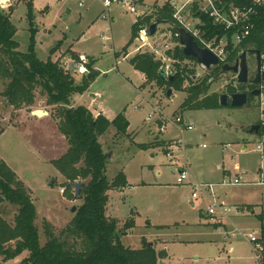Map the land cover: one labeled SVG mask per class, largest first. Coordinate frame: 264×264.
I'll use <instances>...</instances> for the list:
<instances>
[{
	"label": "rangeland",
	"instance_id": "obj_1",
	"mask_svg": "<svg viewBox=\"0 0 264 264\" xmlns=\"http://www.w3.org/2000/svg\"><path fill=\"white\" fill-rule=\"evenodd\" d=\"M138 1L137 13L147 15L167 2ZM29 2L33 12L31 27L27 13ZM9 7H14L11 22L16 31L14 40L21 53L27 52L31 43L38 60L56 58L75 85H82L89 76L88 71L85 74L77 71L78 56L85 55L87 69L93 64L95 77L92 83L82 94L72 96L71 104L83 105L109 121L118 114L125 117L126 132L130 136L115 134L112 127L100 136L99 143L107 155V180L123 173L130 186L120 193H112L106 210L107 217L126 216L132 208L137 213L135 228L126 240L129 246L138 245L142 236H151L166 242L163 245L167 254L164 264H251L247 244L229 236L235 228L230 218L239 222L240 228L255 231L260 219L235 218L229 214L227 220L216 215L215 220L220 221L215 226L216 222L206 214V208L211 204L208 198L202 194L193 200L191 187L186 183L178 185L176 179L177 168L185 163L191 179L214 185L217 202L223 200L229 207L245 200L264 204V186L251 184L257 181L259 164L258 155L252 152L256 135L249 131L259 118L255 99L240 107L183 112L182 117L193 128L183 132V151L170 148V144L181 136L166 121L160 132L162 116L172 119L179 114V107L186 97L184 92L173 90L167 98V91L163 89L157 91L149 86L140 89L143 84L141 74L129 63V59L140 53V44L136 37L132 38L131 28L137 15L115 4L108 9V20H104L98 0H83V7H78L75 0H9L4 12ZM31 35H34L33 41H30ZM155 43L161 46L160 50L163 46H175L170 25L157 24V33L149 38V44ZM127 45L128 55L124 58L119 54ZM247 60L252 66L253 62ZM69 64L72 65L70 71ZM184 65L192 66L187 61L182 63ZM205 74L200 66L196 67V79ZM228 86L238 88L239 85L231 73L219 72L211 81L209 93L227 94ZM3 90L4 84L0 80V134L3 133L0 161L16 172L28 191L37 212L35 225L39 243L44 245L45 226L49 225L54 233L60 232L72 219L71 209H77L81 203L79 197H74V189H65L66 179L52 165V161L65 154L67 140L58 132L56 119L50 116L55 108L45 106L39 91L35 92L33 105L17 107L2 97ZM154 107L161 110L162 116L154 112ZM41 110L48 116L30 117L31 113ZM225 145L229 147L223 149ZM242 146L246 147L245 152L240 151ZM241 172L242 182L249 185H222ZM61 189H65V193H60ZM17 212L18 208L9 203L0 206V218L11 226ZM230 247L234 250L232 253ZM24 256L9 264L20 263Z\"/></svg>",
	"mask_w": 264,
	"mask_h": 264
},
{
	"label": "trees",
	"instance_id": "obj_2",
	"mask_svg": "<svg viewBox=\"0 0 264 264\" xmlns=\"http://www.w3.org/2000/svg\"><path fill=\"white\" fill-rule=\"evenodd\" d=\"M231 1L236 6H248L250 0ZM27 6L31 27V2ZM13 8L9 7L7 12L0 11V80L4 84L1 95L10 105L31 106L36 102L35 92L39 91L45 106L55 108L56 111L51 116L56 119L58 132L66 138L68 148L60 159L52 161V165L66 179L65 189L71 188L70 184L78 180L81 182L78 196L81 203L68 225L60 232L54 233L49 225L45 226L46 240L41 245L35 225L37 212L32 199L15 172L0 161V206L9 203L18 208L13 226L0 218L2 263H8L25 254L18 264H158L154 243L141 239V248L132 250L120 241L135 226L133 218L125 220L120 227L116 219L106 216L108 193L125 188L126 179L120 173L112 181L107 180V155L102 150L99 138L112 127L115 134L126 135L128 123L125 117L118 114L109 121L100 114L93 115L82 105L72 107V96L85 92L95 77L93 64L88 65L89 76L83 80L84 83L75 85L70 74L58 61H52L50 57L46 61L38 60L31 43L29 50L21 53L14 40L16 31L11 22ZM199 18L206 39L226 38L228 63L233 62L239 51L260 50L264 44L262 11L251 16L254 27L249 37L234 50L231 43L234 31L225 32L212 26L211 20L206 16L199 15ZM151 22L166 23L171 27L175 46L167 50L166 55L176 62L173 64L176 78L173 82L163 80L159 76L161 62L150 52L138 53L129 59V63L143 76L144 83L140 89H147L149 86L155 87L157 91L171 89L173 92H184L186 98L179 107V114L190 110H217L220 107L219 94L209 93V88L211 80L216 78L220 69L196 79L198 64L193 59L184 57L182 47L174 37L178 27L167 3L155 8L154 13L145 15L142 20H136L131 27L132 38L136 37L139 25H149ZM33 37L31 35L30 41H33ZM119 55L124 58L128 55V45ZM185 61L192 64L191 68L182 66ZM235 92H242V87H227V94ZM247 209L251 212L250 208Z\"/></svg>",
	"mask_w": 264,
	"mask_h": 264
},
{
	"label": "built area",
	"instance_id": "obj_3",
	"mask_svg": "<svg viewBox=\"0 0 264 264\" xmlns=\"http://www.w3.org/2000/svg\"><path fill=\"white\" fill-rule=\"evenodd\" d=\"M1 1V0H0ZM73 1V0H68ZM77 1L78 7H83V0H75ZM102 7V19L108 20L109 14L108 9L112 5H119L121 8L126 11L137 15L136 20H142L146 13L138 14L136 7L138 0H98ZM169 5V8L172 10V19L177 24V27H183L194 39L195 43L202 47L208 49L219 61L217 68L220 69V66L224 63H228L227 58L229 56V51L227 50V40L225 37L216 39H206L204 31L202 30L203 24L200 21L199 15L206 16L211 20V24L214 27H219L223 29L225 32L234 31V34L231 38L232 49L237 48L242 41L249 37L251 30L254 25L251 22V16L257 14L258 11L264 12V0H250L248 6H236L234 2L231 0H167L165 2ZM164 3V4H165ZM9 4V0L4 4L0 3V11H4V9ZM162 7V6H161ZM160 8V7H159ZM155 22H151L153 24ZM139 25L138 31L136 34V40L140 44L139 52L146 53L150 52L153 54L156 60L161 62V67L159 71L165 70L164 74L168 76L169 74H176V71L173 67V64L176 62L171 60L167 55L166 51L171 49L168 46H163L162 50H160L161 46L156 43L151 45L149 44V38L154 37L157 33V28L155 33L150 36L149 35V26L151 25ZM157 27V25H156ZM173 37V34H172ZM174 37L178 39L177 33L174 34ZM232 50V51H233ZM252 50V49H247ZM259 50V49H258ZM243 50L237 53L240 54ZM260 55V69L261 72L264 71V44L262 48L259 50ZM236 55V56H237ZM235 56V57H236ZM233 59L231 65L234 64ZM249 59V58H248ZM76 69L80 74H85L88 69L85 67L86 65V57L85 55L78 56V62L75 64ZM216 68V69H217ZM236 76V75H235ZM233 75V77L235 78ZM236 80V78H235ZM237 82V80H236ZM239 85V84H238ZM233 88V87H232ZM235 89V88H234ZM254 89L259 91L258 95H254L255 104L258 109L259 118H258V133L256 135V144L254 146L253 153L255 152L259 157L258 164V177L255 183L260 186H264V84L261 82L256 84ZM154 112H157L162 116V112L157 107H154ZM150 114L148 115V119H150ZM164 121L170 123L180 134L181 138L173 141L170 144V148H179L182 149L184 147L183 141V132L185 130H192V125L185 121L181 114H175L172 119H169L167 116H162L161 120V129L160 132L163 131ZM260 132V133H259ZM204 147V145H202ZM229 147L228 145L223 146V149ZM243 172L237 174L232 181H224L222 185H229L238 187L240 185H249L250 183L242 182ZM176 183L178 185H186L191 187V198L196 200L199 198V195H204L208 198L211 203L206 208V214L209 216L210 220H214L218 223L221 218H225L229 220V214H233L237 216L240 213L239 208L229 207L224 202H217L214 198L213 193V184L208 183H197L193 181L190 177L189 172L187 171L186 165H182L181 168H177V179ZM60 193H64V189H61ZM216 215L220 218L215 220ZM258 216L260 219L259 228L255 231L252 229H242V228H234V231L229 235L234 239L243 240L249 249L250 261L251 264H264V204L260 205Z\"/></svg>",
	"mask_w": 264,
	"mask_h": 264
},
{
	"label": "water",
	"instance_id": "obj_4",
	"mask_svg": "<svg viewBox=\"0 0 264 264\" xmlns=\"http://www.w3.org/2000/svg\"><path fill=\"white\" fill-rule=\"evenodd\" d=\"M159 23H153L149 27V35L152 36L156 31V25ZM176 33L178 35V44L182 47V53L185 58L193 59L198 66L202 68L204 72L207 74H211L216 68L219 61L216 57L206 48H202L198 46L193 37L183 28H177ZM260 51L258 49L252 50H243L240 54L235 57L234 64L231 65L229 63H224L220 66V72L224 73H231L232 75H236L235 78L239 85L245 84H264V71L261 72L260 69V59H259ZM254 56L256 60V65L253 70H250V61L247 59L249 57ZM69 71L71 70V64H69ZM165 70L159 71V76L164 80H169L173 82L176 78V74H169L166 76L164 74ZM251 75V76H250ZM212 81V80H211ZM172 93L171 89H168L166 92V97L170 98ZM259 91L254 89L251 93V96L258 95ZM219 96V106H231V107H240L245 105L248 102V96L242 92H235L234 94H226L221 93ZM34 116L41 117L42 115H47L45 111H35L33 112ZM250 134L254 135L258 133V125L254 124V126H250L249 128ZM110 156H108L109 158ZM81 182L78 180L75 183L70 184V187L74 189V197L78 198ZM76 207L71 209L72 213H75ZM156 257H158L159 263L164 264L163 261L167 258L166 250L162 249L156 253Z\"/></svg>",
	"mask_w": 264,
	"mask_h": 264
},
{
	"label": "crops",
	"instance_id": "obj_5",
	"mask_svg": "<svg viewBox=\"0 0 264 264\" xmlns=\"http://www.w3.org/2000/svg\"><path fill=\"white\" fill-rule=\"evenodd\" d=\"M141 3V2H140ZM159 8V7H158ZM154 10V9H153ZM67 12H69V13H71L69 10H67ZM145 13V12H144ZM181 47V46H180ZM52 60V59H51ZM57 59L55 58L54 60H52V61H56ZM141 77H142V81H143V76L141 75ZM143 83H144V81H143ZM71 106L72 107H76L75 105H73V104H71ZM83 106V105H82ZM85 107V106H84ZM49 108H53V107H49ZM89 110V109H88ZM90 111V110H89ZM46 112V111H45ZM47 113V112H46ZM51 114H52V111L50 112V116H51ZM93 114V113H92ZM93 115H98L97 113L96 114H93ZM42 116H46V115H42ZM47 116H48V113H47ZM30 117H32V119H36V117L33 115V113H31L30 114ZM2 134L3 133H1L0 134V137L2 136ZM126 134V136H130L129 134H127V132L125 133ZM41 135V134H40ZM255 135V134H254ZM125 136V135H124ZM42 137V136H41ZM40 137V138H41ZM64 137V136H63ZM65 138V137H64ZM68 148V147H67ZM241 150V152H245L247 149H246V147L245 146H242L241 148H240ZM259 167V166H258ZM258 167H257V170H256V175H257V177H258ZM10 168V167H9ZM220 169V167H218V170ZM228 173V172H227ZM15 174H16V172H15ZM17 175V174H16ZM228 175H230L229 173H228ZM17 177H18V175H17ZM190 177H191V175H190ZM192 178V177H191ZM193 180V179H192ZM112 181V180H111ZM194 181V180H193ZM255 183V182H254ZM240 186H242V185H240ZM126 188H130V186L127 184V182H126V186H125V188H123V189H121V190H114V191H111V192H109L108 193V200H109V197H110V195L112 194V193H114L115 191H117V192H119L120 193V191H123V190H125ZM191 192H192V190H191ZM213 193H214V190H213ZM244 198H246V196H243ZM249 197H247V199H248ZM221 201H223V200H221ZM107 203H108V201H107ZM107 203H106V205H107ZM234 206H233V208H239V210H240V213L237 215V216H235V218L236 217H238V216H241V217H249V218H253V219H259V216H258V211H259V207H260V205H262L263 203L262 202H256L255 204H252V203H250V202H248V201H239V202H237L236 204H234V203H232ZM247 208H250L251 209V212H249V210L247 209ZM108 209V205H107V207H106V210ZM133 209V208H132ZM130 210L129 212H128V215H126V216H123V217H108V218H110V219H116L117 221H118V223H120V225L121 224H123V222L125 221V220H127V219H129V218H133V220H134V216H136V212L134 211V210ZM132 214H133V216H132ZM240 218V217H239ZM240 219H242V218H240ZM236 220H238V218L236 219ZM239 221V220H238ZM230 222H231V225L232 226H234V227H237V228H239V222H237V221H234V219H231L230 218ZM219 225V223H216V225L215 226H218ZM135 228V226L132 228V230ZM132 230H130V231H128L127 232V234L125 235V236H122L121 237V239H120V241H122V243H123V245L124 246H126V247H128V248H130V249H139V248H141V245H142V240L141 239H144V240H146L148 243H154V241L156 240V243H154L153 245H154V248H155V250H156V253L158 252V251H160V250H162V249H165V248H163V245L166 243L164 240H161V239H159V238H150V237H145V236H142L141 238H140V243L138 244V245H133V246H129V244L127 243V239L131 236V234H132ZM234 250H233V248L232 247H230L229 248V252H233ZM245 259H247V260H249L248 259V257H245ZM0 261H1V259H0ZM11 261H15V260H11ZM11 261H9V262H11ZM9 262L8 263H2V264H9ZM158 263H159V260H158ZM248 264H250V263H248Z\"/></svg>",
	"mask_w": 264,
	"mask_h": 264
},
{
	"label": "flooded vegetation",
	"instance_id": "obj_6",
	"mask_svg": "<svg viewBox=\"0 0 264 264\" xmlns=\"http://www.w3.org/2000/svg\"><path fill=\"white\" fill-rule=\"evenodd\" d=\"M249 59L253 62L252 66L254 65V67H255V65H256V60H255L254 56L249 57ZM252 66L250 67V70H251V71H252L253 68H254V67H252ZM250 76H251V75H250ZM255 85H256V84H253V85H251V84L240 85V86L242 87V93H245V94L248 96V101H249V100L252 101V100L254 99V97H255L254 95L251 96V93L253 92Z\"/></svg>",
	"mask_w": 264,
	"mask_h": 264
},
{
	"label": "bare ground",
	"instance_id": "obj_7",
	"mask_svg": "<svg viewBox=\"0 0 264 264\" xmlns=\"http://www.w3.org/2000/svg\"><path fill=\"white\" fill-rule=\"evenodd\" d=\"M7 1H8V0H1L0 3H1V4H3V3L5 4Z\"/></svg>",
	"mask_w": 264,
	"mask_h": 264
}]
</instances>
